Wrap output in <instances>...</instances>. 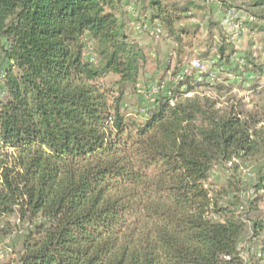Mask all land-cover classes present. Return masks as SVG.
<instances>
[{
  "label": "trees",
  "instance_id": "1",
  "mask_svg": "<svg viewBox=\"0 0 264 264\" xmlns=\"http://www.w3.org/2000/svg\"><path fill=\"white\" fill-rule=\"evenodd\" d=\"M244 3H223L245 13L239 50L193 1L150 0L146 21L174 44L171 80L152 81L139 118L127 103L149 56L124 0H0V239L25 234L13 264H263L264 242L251 245L264 219L246 237L242 210L264 199V167L248 201L236 174L264 152L262 120L228 77L193 66L199 49L241 52L226 75L264 93V0ZM215 169L235 173L230 187L208 183Z\"/></svg>",
  "mask_w": 264,
  "mask_h": 264
},
{
  "label": "rangeland",
  "instance_id": "2",
  "mask_svg": "<svg viewBox=\"0 0 264 264\" xmlns=\"http://www.w3.org/2000/svg\"><path fill=\"white\" fill-rule=\"evenodd\" d=\"M185 1H193L194 4L202 8L203 10L199 12V14L207 13L205 19L203 20L205 23L208 22L209 19H213V21L218 23H223L224 27L226 28L227 33L230 35L235 47L237 49H242L244 47L246 38L245 35L242 34L238 38H233L231 36V23L225 22V11L226 7L223 6V3L232 4L234 6H241L245 4V0H182ZM140 2V3H139ZM150 0H135L131 2H127L126 5L134 6L138 9L139 14L145 15L146 8L149 5ZM130 19V27L133 32L134 37L136 40L145 48L148 54V62L145 69V74L142 76V82L138 85V91L134 95L129 96V101L127 103L129 112L136 114L139 118L142 117L143 114L146 113V108L150 106L152 103L153 95L152 92H148L149 85H151L152 81H158L160 78H164L166 81L171 80L170 72L165 71L166 64L169 58H171L170 53L172 52V48L174 46L173 42L169 39H166L165 36H162L159 40H156L152 37L149 32L145 33H138L135 30V23L137 19L133 16L129 15ZM202 17L199 16L195 18V20L189 24L195 23L196 21L199 22ZM138 21H142L141 17L138 18ZM202 21V20H201ZM203 22V23H204ZM207 24V23H206ZM206 26L203 28L202 32H205ZM245 32V30H244ZM247 32V31H246ZM204 34V33H203ZM246 34V33H245ZM203 37V36H202ZM256 40L258 41L262 38L260 33H257ZM235 41V42H234ZM91 48L89 49V55H91ZM194 54V61L200 60L198 56V51ZM241 55V52L234 54L231 58V62L227 63L226 61L219 62L218 59L216 60H207V61H200L203 65V68L199 69L201 72H210V77L208 80H220L223 81L225 76L229 78V84L233 85V95L235 96V100L242 101L245 103V109L248 111L253 112L257 117L259 116L262 120L258 127H264V93L260 94L259 96L252 95V91L249 90V82H245L243 79L244 77L241 76L240 72L229 73L226 75V71L234 70L238 68L241 70L244 67V62ZM174 63V61H173ZM190 66V65H189ZM7 67V62L4 57L2 51H0V98L4 96V84H3V73L5 68ZM230 72V71H229ZM222 76V77H221ZM233 96V97H234ZM230 166V165H229ZM264 167V152H262V156H257V158L247 160L245 162H241L240 171H238L237 178L241 180V193L242 199L248 201V197L252 194V187L255 183V180L258 178V171L260 168ZM227 171V170H225ZM231 170L228 172H224L220 169H215L212 175V179L208 182L210 184H214L215 186H231L232 179H236L233 174H231ZM209 186V185H208ZM212 186V185H211ZM238 192V191H236ZM232 196V195H231ZM243 218L247 222L248 225V233L246 237H249L253 232L252 223L255 220H260L261 218L264 219V199L260 201V203L251 210L249 215H245V211L242 210ZM10 221L13 223H17V218L12 217ZM23 231H16L11 236L7 238H1V250H0V260L6 263L13 264L16 258V255L22 248V242L24 238ZM260 241V242H259ZM255 245H251L254 250L259 248V243L264 242V231ZM244 242L242 249L244 250V255L247 256V249L250 246L249 244ZM264 264V261H263Z\"/></svg>",
  "mask_w": 264,
  "mask_h": 264
},
{
  "label": "built area",
  "instance_id": "3",
  "mask_svg": "<svg viewBox=\"0 0 264 264\" xmlns=\"http://www.w3.org/2000/svg\"><path fill=\"white\" fill-rule=\"evenodd\" d=\"M129 5L128 6L126 5V9L128 10V13H130L129 15L137 19L135 23V30L138 33L149 32L153 38H155L156 40H159L161 38V30L159 28L153 29L150 26V24H148V22L146 21L147 17H145L144 15L141 16L136 7L129 6ZM244 16H245V13L242 10H239L233 7L226 9L224 18H225L226 23L229 22L232 25L231 36L233 38H238L244 32V27H243L242 21L240 20ZM140 17L143 22L138 21V18L140 19ZM193 66L197 69L203 68V65L201 64L199 60H195L193 62ZM180 79H182V77ZM199 80H202V78H199Z\"/></svg>",
  "mask_w": 264,
  "mask_h": 264
},
{
  "label": "crops",
  "instance_id": "4",
  "mask_svg": "<svg viewBox=\"0 0 264 264\" xmlns=\"http://www.w3.org/2000/svg\"><path fill=\"white\" fill-rule=\"evenodd\" d=\"M131 1H134V0H124V5H125V7H126V3L127 2H131ZM139 1V0H138ZM140 3V2H139Z\"/></svg>",
  "mask_w": 264,
  "mask_h": 264
}]
</instances>
